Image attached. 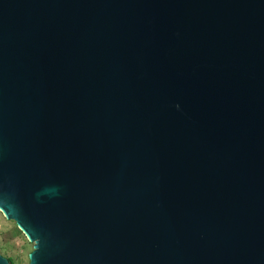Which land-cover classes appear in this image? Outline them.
I'll use <instances>...</instances> for the list:
<instances>
[{"label": "water", "instance_id": "95a60500", "mask_svg": "<svg viewBox=\"0 0 264 264\" xmlns=\"http://www.w3.org/2000/svg\"><path fill=\"white\" fill-rule=\"evenodd\" d=\"M0 213L27 264H264V0H0Z\"/></svg>", "mask_w": 264, "mask_h": 264}, {"label": "rangeland", "instance_id": "374dc122", "mask_svg": "<svg viewBox=\"0 0 264 264\" xmlns=\"http://www.w3.org/2000/svg\"><path fill=\"white\" fill-rule=\"evenodd\" d=\"M32 245L15 224L5 220L0 213V256L6 259L8 264H27Z\"/></svg>", "mask_w": 264, "mask_h": 264}]
</instances>
